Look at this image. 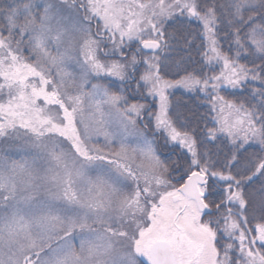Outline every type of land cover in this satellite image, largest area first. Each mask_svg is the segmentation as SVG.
<instances>
[{
  "label": "snow or ice",
  "instance_id": "snow-or-ice-1",
  "mask_svg": "<svg viewBox=\"0 0 264 264\" xmlns=\"http://www.w3.org/2000/svg\"><path fill=\"white\" fill-rule=\"evenodd\" d=\"M0 264H264V0H0Z\"/></svg>",
  "mask_w": 264,
  "mask_h": 264
}]
</instances>
